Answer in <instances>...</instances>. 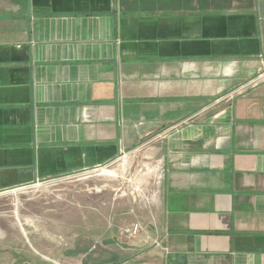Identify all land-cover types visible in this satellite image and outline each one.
I'll return each mask as SVG.
<instances>
[{
  "label": "crops",
  "instance_id": "0c3cea01",
  "mask_svg": "<svg viewBox=\"0 0 264 264\" xmlns=\"http://www.w3.org/2000/svg\"><path fill=\"white\" fill-rule=\"evenodd\" d=\"M139 148L140 264H264V0H0V192Z\"/></svg>",
  "mask_w": 264,
  "mask_h": 264
},
{
  "label": "rangeland",
  "instance_id": "374dc122",
  "mask_svg": "<svg viewBox=\"0 0 264 264\" xmlns=\"http://www.w3.org/2000/svg\"><path fill=\"white\" fill-rule=\"evenodd\" d=\"M158 159L156 149L139 148L97 169L0 192V264H140L143 250L124 230L152 222Z\"/></svg>",
  "mask_w": 264,
  "mask_h": 264
},
{
  "label": "built area",
  "instance_id": "2783aa9c",
  "mask_svg": "<svg viewBox=\"0 0 264 264\" xmlns=\"http://www.w3.org/2000/svg\"><path fill=\"white\" fill-rule=\"evenodd\" d=\"M124 232L127 233L128 236L133 237L140 232V226L139 224H133L132 226L126 228ZM155 245H158V243L156 242Z\"/></svg>",
  "mask_w": 264,
  "mask_h": 264
}]
</instances>
